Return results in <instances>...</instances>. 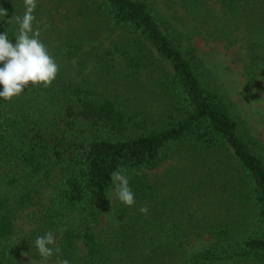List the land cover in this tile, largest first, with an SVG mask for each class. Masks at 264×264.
I'll return each instance as SVG.
<instances>
[{
    "label": "trees",
    "instance_id": "16d2710c",
    "mask_svg": "<svg viewBox=\"0 0 264 264\" xmlns=\"http://www.w3.org/2000/svg\"><path fill=\"white\" fill-rule=\"evenodd\" d=\"M0 9L14 43L24 0ZM34 15L58 73L0 98V264H264V141L240 134L193 44L236 48L264 88V0H37ZM165 163L172 189L144 174ZM48 231L61 251L43 258Z\"/></svg>",
    "mask_w": 264,
    "mask_h": 264
},
{
    "label": "clouds",
    "instance_id": "9594fccd",
    "mask_svg": "<svg viewBox=\"0 0 264 264\" xmlns=\"http://www.w3.org/2000/svg\"><path fill=\"white\" fill-rule=\"evenodd\" d=\"M25 12L23 17H15L19 21L18 34L15 42L9 40L7 33L0 34V98L11 100L21 94L25 87L43 84L48 87L56 78L58 65L50 56L46 46L38 39L40 29L33 30L34 15L37 8V0H24ZM0 14L6 16L5 10L0 9ZM38 23V22H37ZM110 178L115 186L118 199L128 207L135 205V194L130 188L129 177L124 169H117L110 173ZM143 214H147V205L139 208ZM55 244V236L51 231L37 236L34 246L43 258L52 257L54 253H60L59 246ZM57 264H69L67 259H59Z\"/></svg>",
    "mask_w": 264,
    "mask_h": 264
},
{
    "label": "rangeland",
    "instance_id": "374dc122",
    "mask_svg": "<svg viewBox=\"0 0 264 264\" xmlns=\"http://www.w3.org/2000/svg\"><path fill=\"white\" fill-rule=\"evenodd\" d=\"M107 43L109 40L104 46H107ZM193 44L199 59L212 76V83L226 95L230 112L238 123L240 134L246 136L248 133L264 141V88L256 83L250 86L245 84L237 49L225 48L217 42H204L197 36L193 38ZM95 77L96 75L91 73V79ZM171 165L165 163L145 171L144 174L149 180L172 189L175 183H172L171 179L175 178ZM204 239L206 240V237ZM193 243L196 244V241Z\"/></svg>",
    "mask_w": 264,
    "mask_h": 264
}]
</instances>
